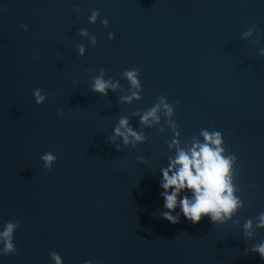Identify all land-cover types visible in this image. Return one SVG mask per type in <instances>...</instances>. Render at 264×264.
Listing matches in <instances>:
<instances>
[{"label": "water", "instance_id": "water-1", "mask_svg": "<svg viewBox=\"0 0 264 264\" xmlns=\"http://www.w3.org/2000/svg\"><path fill=\"white\" fill-rule=\"evenodd\" d=\"M93 9L107 27L88 21ZM253 25L259 31L243 37ZM261 48L264 0H0V231L20 222L19 253L0 264H54L51 251L64 264H264L245 254L264 228L254 227V239L243 228L264 212ZM136 65L143 99L121 103L131 94L122 73ZM101 68L120 82L106 97L90 90ZM37 87L48 94L44 104L32 95ZM161 95L176 105L186 144L203 139L202 129L220 130L238 156L233 181L243 207L228 224L158 216L172 133L163 116L162 132L142 128L134 113ZM122 116L146 143L116 150L108 137ZM48 151L59 158L51 171L40 158Z\"/></svg>", "mask_w": 264, "mask_h": 264}, {"label": "clouds", "instance_id": "clouds-1", "mask_svg": "<svg viewBox=\"0 0 264 264\" xmlns=\"http://www.w3.org/2000/svg\"><path fill=\"white\" fill-rule=\"evenodd\" d=\"M79 6L77 5V10ZM90 23L98 20L108 26L110 21L107 18L100 19V11L93 9L87 17ZM20 27L29 31L27 24ZM79 35L88 37L90 34L86 28H80ZM259 29L256 25L251 26L243 33V37L251 36ZM115 32H109V39L115 38ZM92 45L97 43L95 35L91 36ZM78 55L84 56L87 53V45H77ZM259 55L264 56V48L259 49ZM37 59V57H33ZM101 75L93 78L90 90L93 93H100L108 96L109 91L115 92L120 87L119 80L104 78L105 69H100ZM122 75L127 78L131 90L130 95L120 96L121 103L131 104L134 100L143 99V83L141 80V66L136 65L131 69L123 71ZM37 104H44L48 94L42 88H35L32 92ZM62 114L63 110H59ZM142 128H152L154 125H161L162 116L171 129L172 138L166 141L167 163L159 168L161 176L159 186L162 189L160 196L163 198V209H158V216L170 221L173 224L179 223L181 214L192 223L201 222L202 218L208 217L214 225H226L234 215L243 207V200L235 195L236 187L233 177L235 166L239 160L236 154L229 153L225 147L224 133L220 130L202 129L199 137H193L190 145L182 139V133L176 117V105L168 100L166 96H159L157 102L143 111H137ZM161 125L160 131H164ZM108 140L117 151L122 148H137L140 144L146 143L148 136L143 130L134 127L127 116H122L113 128V133ZM43 166L51 171L54 164L58 162V156L48 151L41 155ZM137 161L147 164L148 160L140 155ZM255 188L256 185L253 184ZM20 227L19 221H6L4 228L0 231V256H8L19 253L16 244L15 233ZM264 228V212H260L255 218H249L243 225L245 236L254 239L253 229ZM248 252L258 253L264 259V240L252 244L245 249ZM51 259L54 264H64L63 257L56 251H51ZM83 264H98L97 261L88 259Z\"/></svg>", "mask_w": 264, "mask_h": 264}]
</instances>
